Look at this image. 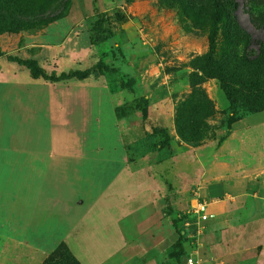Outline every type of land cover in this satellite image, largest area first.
<instances>
[{
	"label": "rangeland",
	"instance_id": "374dc122",
	"mask_svg": "<svg viewBox=\"0 0 264 264\" xmlns=\"http://www.w3.org/2000/svg\"><path fill=\"white\" fill-rule=\"evenodd\" d=\"M189 2L198 18L192 19L182 8L183 0H0L1 8L16 6L25 15L33 14L29 21L60 15L44 26L0 34V226L7 222L16 225L18 217L26 219L12 208L19 205V197L6 200L3 195L19 194L18 162L25 159L26 151L47 153L50 125L55 119L49 102L61 96L66 97L68 108L83 112L82 116L68 112L61 118L68 125L83 120L84 126L78 131L83 161L75 175L72 170H43L55 172L58 181L56 188L43 194L58 192L60 196L87 200L119 171V163H131L129 172L120 174L121 184L116 189L127 187L133 195L128 204L130 213L149 200L139 212L123 219L117 232L109 225L101 230L99 226L93 227L100 223L89 224L90 230L80 233L85 246L76 241L71 244L81 264H102L119 247L114 237L116 233L122 236L120 226L124 228L126 247L106 264H184L187 255L199 264H253L258 251L251 241L255 234L244 231L242 226L251 206L255 210L257 205L243 202L240 207L228 208L224 215L209 208L213 217L201 226L199 233L190 210L194 194L204 199L214 195V176H221L224 188L238 186L231 179L236 171L233 160L239 155L234 153V145H245L246 150L253 148L257 138L250 129L263 117H251L248 130L236 126L237 121L229 131L225 130L228 104L218 81L208 77L203 64L208 0ZM221 2L253 42L264 39V27L258 24L264 21V0ZM96 12L104 15L103 27L112 36L102 43L90 44L89 29ZM223 39L220 30L215 59L226 47ZM243 47L244 42H238L232 51L235 57H241ZM251 48L247 54L254 56L256 47ZM6 56L34 60L47 77L69 71L89 74L83 80L56 83L32 79L25 68L7 62ZM139 98L146 102L145 119L140 107L132 102ZM188 99L206 116L199 117L194 128L187 130L181 126L179 131L177 114ZM257 113L246 114L240 120ZM154 129L159 133L153 134ZM161 130L170 139L169 147L145 152L142 139L153 134L154 141H161ZM232 131L231 141L218 152ZM134 145L139 146L138 152L132 151ZM99 161L112 166L99 168L101 163H95ZM126 208L121 210L126 213ZM261 209L264 215V205ZM137 230L142 233L138 231L139 236L135 237ZM18 236L0 227V263L6 248L24 247L18 243ZM4 237L11 238L9 246L4 244ZM176 241L179 247L174 245ZM28 244L39 245L34 240ZM59 244L63 243L44 242L41 247L47 246L49 252L40 264ZM13 262L23 264L27 260L17 257ZM58 262L70 264L59 257L48 264Z\"/></svg>",
	"mask_w": 264,
	"mask_h": 264
},
{
	"label": "crops",
	"instance_id": "0c3cea01",
	"mask_svg": "<svg viewBox=\"0 0 264 264\" xmlns=\"http://www.w3.org/2000/svg\"><path fill=\"white\" fill-rule=\"evenodd\" d=\"M65 98L57 96L49 102L55 119L50 125L47 153L44 155L38 150L26 151L24 153L25 159L18 162V168L20 169L18 175L19 194L4 193L3 195L6 200L15 195V197H19V205L13 206V211L17 212L19 210L21 215L24 214L26 217V219L18 217L16 225L6 221V224L0 226L6 233H18V243L24 246H20L17 250L6 248L4 250L3 264H8V261L13 264L15 263L13 260L17 257L19 259L25 257L27 262L23 264H40L49 252L47 246L41 247L44 242L50 243V245L62 242L78 263L81 264L71 244L76 241L80 245L85 246V240L83 236H80V233L82 231L84 233L88 232L87 230H90L87 227L89 224L92 222L100 223L93 227L99 226L101 230L104 226L109 225L117 232V228L123 222V219L130 218L149 202L148 200L144 205L136 206L130 213L128 204L132 201L133 195L126 190L127 187L124 190L120 186L119 189H116L121 184L120 174L129 172L131 163H125L126 166H122L119 163V171L100 185L93 194L87 197V200L81 199L79 196H60L58 192L54 195L53 193L49 195L43 194L44 191H51L58 185V181L54 178L55 172L49 173L43 170H72L75 175L78 164L83 161L80 159L82 151L81 146L78 145L80 142L78 131L82 129L84 122L81 120L76 125L64 123L61 118H64L68 112L72 114L76 112L75 109L68 108ZM77 113L82 116L83 112L77 111L75 114ZM258 115H261L263 119L257 121V124H253L254 128L250 129L254 133L255 138H257L253 148L246 150L245 145L237 144L233 148L234 153L239 155L233 160L236 171L232 172L233 176L231 179L238 186L224 188L221 185L223 183L221 176L216 175L214 176L215 183H212L214 185L212 187L214 195L209 199H205L212 202L219 201L211 205L210 208L214 212L218 210L220 215H224L228 208L240 207L243 202L249 201L257 205L255 210L251 206V211L247 213V219L243 223L242 229L255 234L252 236L251 241L255 242L258 251L254 256L253 264H264V215L261 209L262 205H264V112L239 120L236 122V126L242 125L245 130H248L247 128L251 124V117ZM233 133L234 131L227 135L225 142L218 147V152L226 147V143L231 141ZM245 160H248V163H245ZM95 163H101L99 168L102 169L112 166V163L107 161ZM237 166L241 169H237ZM5 184L7 185L6 182ZM217 196L222 198L218 199ZM230 200L233 202L232 204H230ZM126 206L128 211L124 213L121 207L125 208ZM7 207L8 205H5L4 209L7 210ZM61 220L64 222H60ZM50 221L52 222L51 226L49 225ZM120 229L122 236L116 233L117 237H114L118 241L119 247L113 249L102 264L108 263L112 256L118 255L126 247L123 226H120ZM138 231H135V237L139 236ZM141 233L142 231H139V234ZM10 240V237H4V244L9 246ZM33 240L37 241L38 247L28 244Z\"/></svg>",
	"mask_w": 264,
	"mask_h": 264
},
{
	"label": "trees",
	"instance_id": "16d2710c",
	"mask_svg": "<svg viewBox=\"0 0 264 264\" xmlns=\"http://www.w3.org/2000/svg\"><path fill=\"white\" fill-rule=\"evenodd\" d=\"M185 6H182L188 15L195 19L199 16L193 10L189 0H183ZM235 7V4H233ZM207 31L206 43L207 50L203 55V64L209 78L216 79L219 83V88L222 91L227 104L228 115L225 120V130L229 131L233 123L240 120L246 114L261 112L264 110V39L260 42H253L248 34H244L234 22L231 16V11L227 10L221 0H208L207 4ZM33 14L25 15L18 7L1 8L0 7V34L4 32H15L29 26H44L60 18V15L50 16L48 18L38 20L37 22L29 21ZM94 21L89 29L88 39L90 44L102 43L109 39L112 34L103 25L105 17L102 13L96 12ZM260 27H264V21L259 22ZM222 30L223 41L226 45L225 49L215 59L217 52V36ZM244 42L243 51L240 58L233 54L234 48L238 42ZM255 45V54H247L251 51V47ZM5 60L9 63H16L18 66L25 68L32 79L49 80L56 83L63 80L76 79L83 80L87 78V71H69L61 73L57 77L46 76L43 71L37 66L34 60H19L17 58L6 56ZM139 108L141 117H146V102L139 98L132 101ZM196 103L192 99H188L177 114L176 126L181 130V126H186L187 130L194 128V122L200 117L206 116L205 112L200 114L199 109L195 106ZM140 105V106H139ZM204 111V110H203ZM239 111V113L237 112ZM121 111V115L123 116ZM183 129V128H182ZM153 134L159 133V130L154 129ZM148 135L142 139L145 152H153L161 148L169 147L170 139L161 130L162 140L154 141V136ZM133 152L139 151V146L134 145ZM179 247V242L174 243ZM171 257L169 252L166 253ZM59 257L61 260H67L70 264H78V262L70 255L63 244H59L50 255L43 261L42 264H48L53 258ZM57 264H60L59 262Z\"/></svg>",
	"mask_w": 264,
	"mask_h": 264
},
{
	"label": "built area",
	"instance_id": "2783aa9c",
	"mask_svg": "<svg viewBox=\"0 0 264 264\" xmlns=\"http://www.w3.org/2000/svg\"><path fill=\"white\" fill-rule=\"evenodd\" d=\"M193 205L191 206V214L195 218V223L198 224L196 233L201 231V226L213 217L212 213L208 211L211 205L218 203L219 201H210L204 198H201L199 194H194L193 196ZM184 264H199L198 260L187 255L184 257Z\"/></svg>",
	"mask_w": 264,
	"mask_h": 264
}]
</instances>
